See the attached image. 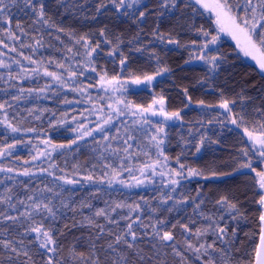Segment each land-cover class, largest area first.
I'll return each instance as SVG.
<instances>
[{"label": "trees", "instance_id": "16d2710c", "mask_svg": "<svg viewBox=\"0 0 264 264\" xmlns=\"http://www.w3.org/2000/svg\"><path fill=\"white\" fill-rule=\"evenodd\" d=\"M43 2L45 12L55 25L64 29L63 32L57 31L55 27L34 23L35 16L23 4H17L12 8L10 27L17 32L16 40L7 35L9 25L0 21V41L3 42L0 43V62L9 66L0 68V104H4V108L0 110V149L7 148L9 144L15 145L9 149L10 155L0 158V167L13 169L12 172H0V198L6 199L11 196L14 208L9 207L7 203H0V214L19 216L25 210L19 200L26 201L29 195L40 194V190L45 187L52 188L62 184V181L55 179L56 176L67 174L68 178L80 179L91 171L94 177H99L104 164L119 169L122 163L133 169L132 174L139 176L138 168L157 159V149L150 142V137L155 132L153 125L162 121L161 119L149 117L153 124H135L133 121L136 118L130 114H122L117 119L115 113H112L114 117L112 122L103 124L106 114L111 112L107 104L113 103V99H109L112 96L99 86L97 73L101 69L106 70L109 76H119L125 82L123 88L126 102L147 107L153 99L162 95L165 98L166 111L180 112V120L166 122L168 136L162 147L168 156V167L178 169L179 157L180 163L203 171L208 178L196 176L182 180L181 186L172 195L177 199L187 195L190 198L189 202L180 205V211L170 214L153 213L148 206L158 205V197L168 194L171 186L166 187L160 183L161 179L167 181V175L163 178L159 175L154 177L146 175L149 185L144 188H127L116 182L109 187L106 183L100 185L83 180L81 181L83 187L80 184L63 185L64 193L52 199V203L59 209L57 220L54 223L51 220H44L45 227L51 225L53 228V235L59 247L58 252L45 254V250L40 249L38 242L35 241V233L24 235L28 227L27 221L21 225L19 221L3 219V215H0V241H10L12 246L27 250L31 257L29 264H45L49 256L54 257L53 264H57V261L59 264H79V261L73 258L71 250L74 248L76 252L87 256L94 242L95 247L92 251L99 257L101 264H113V261L118 259L120 251L125 250V246L118 245V251L112 252L107 248V243L115 234L127 231V224L130 221L124 217L128 214V209H117L112 213L113 220L118 223L108 224L104 217H95L107 231L114 234L105 235L101 240H95V234L99 229L78 226L79 222L83 217H92L95 211L117 202L133 205L139 203L143 215H140L142 222L140 226L133 224V230L137 232L138 237L136 248L142 249L152 259L146 262L139 261L128 251L127 254L136 260V264H202V261L196 258V253L185 249L179 224L175 229L169 230L173 231L174 237L179 241L177 247L183 253L184 261L174 254L172 248L162 247L160 242L151 236L150 227L147 229L144 227L151 224L158 215L161 219L167 218L168 226L176 224L177 221L183 224L194 218L197 223L190 224L194 229L199 224L207 223L197 214L200 210L214 215L217 220L223 216V220H219L220 225L227 224V231L235 232L232 240V264L237 262L254 264L262 224L259 220L262 208L257 202L259 193L255 191L256 172L250 168L240 170L237 168L239 160H250L252 167L256 171H261L262 157L251 149L243 128H237L232 124L230 114L218 105L222 94L224 98L235 100V104L229 105L233 113L244 115L248 126L251 127L257 120H261V114L264 113V73L248 63L238 52V48L221 36L215 45H209L205 54L218 55L226 60L221 63L218 72L215 74L210 72L207 64L196 59L199 45L203 43L204 38L194 31L187 30V26L179 27L178 24L182 22L177 18L181 15L179 13L159 17L148 14L145 21L138 25L128 16L117 13L111 5L105 10L107 14L96 15L93 19L98 0H67L66 8L58 4L57 0ZM144 3L148 4L151 12L156 10V0H144ZM194 10L196 27H203L212 35H216L217 29L212 18L194 3L185 11L192 13ZM17 23L27 32L26 35H20L16 29ZM157 23L160 32L165 36L172 33L184 46L178 47L156 41L152 32L156 29ZM101 28L105 29L109 39L114 40L116 36L123 39L124 43L120 47L128 56V64L137 74H154L158 67H166L168 71L157 76L151 85L143 84L140 88L139 85L128 82L127 74L119 71L118 58L107 55L111 45L103 43H101L103 51L98 49L99 55L92 56L97 71L86 69L88 60L86 50L77 41L84 35H88L93 43L97 39L102 40L99 36ZM137 37L138 39H135ZM37 40L40 41L39 45L36 44ZM129 41H132V44H129ZM193 41L196 42L195 45ZM134 47L143 48L144 51H135ZM153 52L159 57V63L152 55ZM25 57H31L36 63H29ZM61 64L63 68L58 66ZM35 68H39L40 71H31ZM45 69L61 75L66 86L61 87V81L45 76L43 74ZM71 70L77 72L76 77L69 78ZM81 71L83 75L79 74ZM74 88H84L85 91H74ZM29 89L35 91L29 92ZM40 89L44 91L41 92ZM187 97H191V100L189 101ZM199 101L213 107H205ZM9 124L20 131L12 132ZM101 124L103 127L99 128ZM89 132L91 135H88ZM126 134L134 136V139L129 141L133 147L127 154L122 150L113 152V148L125 147L123 140ZM82 135L83 139L80 138ZM201 136L205 137V143L197 153L195 145ZM45 141L49 143L45 144ZM51 145L64 147L53 150ZM105 145L111 147L105 151ZM245 148L249 149L247 157L242 156V150ZM38 153L43 155L38 156ZM126 155L131 159H126ZM25 169L34 172L35 175L18 174ZM41 169L46 171L42 172ZM49 172L53 175H49ZM213 172L216 174L213 175ZM130 175L124 171L119 179L128 180ZM248 178H251L250 183L247 181ZM133 182L129 180V183ZM245 185L251 188L253 193L250 205L246 194L242 192ZM42 195L53 198L51 192H44ZM69 196L72 206L83 198L91 203L92 207L78 209L76 212L61 207L60 200H67ZM225 196L237 203L242 212L241 217L232 220L227 211L216 204L218 199ZM201 198L204 203L201 209L194 213V200L198 201ZM145 201L148 204H145ZM171 203L169 201V205ZM137 215L139 213L133 214V219ZM66 224L68 227H65ZM146 231L148 235L144 234ZM213 238L211 234L206 237L209 243ZM21 241L23 243H20ZM192 242L195 244V239ZM153 243L156 244V249L152 248ZM219 246L217 244V247ZM11 256L13 254L0 243V264H24L28 260V257L23 255L10 260Z\"/></svg>", "mask_w": 264, "mask_h": 264}, {"label": "snow or ice", "instance_id": "6c2138e0", "mask_svg": "<svg viewBox=\"0 0 264 264\" xmlns=\"http://www.w3.org/2000/svg\"><path fill=\"white\" fill-rule=\"evenodd\" d=\"M57 3L62 7H67V0H57ZM196 5H199L200 8L214 13L215 15V24L217 26V34L212 35L209 31L205 30L203 27H196L194 22V12L189 13L186 12V9H189L193 5V0H156V10L151 12L147 3H144V0H98L95 6V15H93V19L96 18V15L107 14L105 12L106 9L109 8V5L112 6L116 10L117 13H120L124 16H128L130 19H133L134 23L138 25L145 21L146 15L154 14L156 16H165L171 15L173 13L181 14L178 16V20L182 21L178 24L179 27L187 26V30L194 31L198 33L199 36L204 38L203 43L199 45L198 52L199 54L196 56V59L203 61L205 64L209 66V71L215 74L219 71L221 63L226 60L218 55H206L208 52L209 45H215L220 39V33H225L231 36L234 40H236L237 47L241 52L244 53L245 56L251 57L256 63L259 65L260 70L264 71V0H194ZM17 4H23L25 8L31 10L33 15L35 16L34 23L42 24L48 27H55L57 31L63 32L64 29L55 25L52 21L51 17L45 12V4L43 0H0V21L9 25L7 29V35L13 39H17V32L13 31L10 27L11 25V17L13 15L12 8L17 6ZM143 5V7H141ZM16 29L19 31L20 35H26L27 32L22 28V26L17 23ZM99 36L102 38L97 39L95 43H93L88 35L81 36L77 43H80L83 48L86 50V56L88 57L87 64L85 68L96 72L97 69L94 66V61L92 60V56L94 54L99 55L97 52L98 49H101V43L106 45H111L110 49L107 51V55L109 57L118 58L119 60V71L121 73H126L128 77V82L136 85L140 84H148L151 85L152 82L156 79L157 76H161L164 72H167L168 69L166 67L160 68L156 70L154 74L148 73H140L137 74L131 68V65L128 64V56L124 54V51L121 49V44L124 43L123 39L120 36H116L115 39H109V37L105 33V29L101 28L99 30ZM152 36L156 41L161 43H167L171 45H176L178 47L184 46L181 45L179 39H177L172 33H169L165 36L164 33L159 31V24L157 23L156 29L152 32ZM135 39H138L135 38ZM0 43H3L0 41ZM132 44V41L128 42ZM194 45L195 41L192 42ZM36 44L39 45L40 41L37 40ZM7 47V45H5ZM31 47V45H29ZM13 51L15 49H12ZM135 51H144L143 48H135ZM71 51V49H68ZM103 51V49H101ZM152 55L157 59L159 63V57L155 52ZM25 59L29 60V63H36V61L32 60L31 57H25ZM115 59L113 63H115ZM190 61H186L188 63ZM63 68L64 66L58 65ZM8 65L0 62V68H7ZM33 72H39V68L31 69ZM69 71V69H66ZM45 76L51 77L55 81H61V87H65L66 85L63 83V77L58 75L55 72L44 70L43 73ZM83 75V71L79 73ZM99 77V86L104 90L105 93L109 91V87L113 85H119L120 87H113L111 90L113 92L120 91L123 88L124 81L120 79L117 75L109 76L108 72L104 69H101L100 72L97 73ZM77 72L75 70H71V75L69 78L76 77ZM9 78H11V73H9ZM74 91L84 92V88L73 89ZM23 92L24 89H21ZM29 92L35 91V89H29ZM41 92L44 89H40ZM186 91V90H185ZM18 98V97H17ZM188 100H191V97H187ZM109 99H113V103L107 104V107L111 109V112L106 114V118L103 120V124H108L112 122L114 119L112 113H115V118H119L120 115H131L136 119L133 121L135 124H153V122L149 119V116H161L163 120L154 124L155 132L150 137V142L157 149L156 156L157 159L155 161H149L143 164L140 168L137 169L139 172V176H136L133 173V169L131 167L125 166L123 163L120 165L119 169L112 167L110 164H104L101 169V175L99 177H94L91 171L87 172V174L80 177V179L68 178L67 174L63 176H56L55 179L62 181V184H57L55 187L49 188L45 187L40 190V194H32L27 197V200H19V203L24 205V212H22L19 216L13 215H3V219L8 221L17 222L19 221L21 225L24 224L25 221L28 222V227L25 230L24 235H28L31 233H35V241L38 242L39 248L45 250V254L47 253H56L59 251V247L57 245V240L53 235V228L51 225L45 227L44 220H51L53 223L57 220V212L59 209L56 205L52 203V199L56 196H61L64 193L65 189L63 185H73L76 186L78 184L83 187L81 181H88L89 183L94 184H107L109 187L113 185V182L119 183L124 187H138L140 185L145 184V179H141V177H154L161 176L162 178L167 175L168 179L165 182L164 179H161L160 183L164 184L166 187L171 186L168 189V194L161 195L158 197L159 204L156 206H152L145 201V204H148L149 208L153 213H172L174 211H180V205H186L189 202V197L187 195L180 196L179 199L175 198L172 194L176 193L177 188L181 186V181L186 180L190 177L201 176L207 179L208 177L205 175L203 171H200L195 168L186 167L183 163H180L179 157H177V164H179V168H170L168 167V156L165 155L164 148L162 147L167 140L168 133L166 132V122L169 120H180V112L173 111L169 112L165 109V98L161 95L157 98L153 99L152 103L147 107L140 105H133L131 102H126L123 98L120 97H109ZM199 103L205 107H213V105H205L204 101H199ZM235 100H229L223 97L219 103V107L225 109L231 116V123L236 125L237 128H243L244 134L247 136L248 140L251 141V149L258 153L259 156L264 157V113H262L261 120H257L255 123L248 126V122L244 115L242 114H234L233 109L229 106L230 104H235ZM123 105V107H120ZM4 108V104H0V110ZM211 123V121H209ZM103 124L99 126V128L103 127ZM11 128L12 132H19L20 129L17 127H13L11 124L8 125ZM88 135H91L89 132ZM83 139V135L80 137ZM107 139V137H105ZM134 136L131 134H126L125 139L123 140V144L125 147L123 149L113 148V152L123 151L125 154L129 152V149L133 147L132 144L129 143L130 140H133ZM76 141H73L75 143ZM212 142V141H210ZM48 141H45V144H48ZM205 137L201 136L197 144L195 145V152L199 153L201 148L204 146ZM15 147L14 144H9L7 148L0 149V158H3L5 155H10L9 149ZM57 147H64L63 145H51V148L55 150ZM111 146L105 145L104 149L107 151ZM146 154V153H145ZM249 154V149L245 148L242 150V156L247 157ZM43 155V153H38V156ZM49 155L51 153L49 152ZM160 157H163L161 160ZM38 157H33V159H37ZM126 159H131L130 156L125 157ZM163 166V167H161ZM54 167V165H53ZM95 167V165L93 166ZM158 168H161L160 171H157ZM242 168H250L253 172H256V176L258 177L259 184V199L258 204L264 209V170L256 171L255 168L252 167L251 161H238V168L240 170ZM12 168L0 167V172H12ZM41 171H46L45 169H41ZM61 171H63L61 169ZM124 171L129 172L131 175L128 180L119 179V177L123 174ZM19 175L30 176L35 175L34 172H30L25 169L23 172L18 173ZM49 175H53V173L49 172ZM216 173L213 172V175ZM129 180L134 181V183H129ZM10 191V190H9ZM99 191V189H97ZM44 192L53 193V198H47L42 195ZM199 196V193L197 194ZM11 196L5 198H0V203H7L9 207H13L11 204ZM143 199V198H141ZM169 201L172 203L169 205ZM204 203L203 198L198 201L194 200V213L197 210L201 209V205ZM216 204L220 206V208L225 209L227 214L231 217L232 220H236L237 218L242 216V212L237 206V203L230 200L228 197H221L216 201ZM167 207H164L166 206ZM60 206L63 208H67L69 211L76 212L78 209H83L85 207L91 208L92 205L86 199H81L80 202L75 203L72 206V200L69 196L67 200L61 199ZM128 209V214L124 217L129 220L130 223L127 224V231L122 234H113L110 231H107L103 225H101L95 217H104L105 221L108 224L118 223V221L113 220L112 213H115L117 209ZM139 213L135 219H133V214ZM199 216L203 217L206 224H199L196 228L190 227V224H196L197 221L194 218H190L188 222L180 224L179 221L176 224H171L168 226L167 218L161 219L158 215L155 220L152 221L151 224L144 225L145 229L151 228V236L158 240L162 247L172 248L175 255L180 256L181 261L185 260L183 253L179 250L177 245L179 241L173 235V231L169 229H175L177 224H179L182 229L181 236L183 238L184 247L186 250L193 251L196 253V258L202 261V264H232V240L235 237V232L229 233L227 231V224L221 226L219 220H223V216L219 217V220L215 218L214 215L206 214L203 210H200L197 213ZM140 215H143L141 205L139 203L126 204L123 202H117L113 205L99 209L95 211L94 216L92 217H83L79 222L78 226L84 227L87 226L90 229H99V231L95 234V240H101L105 235L113 236L114 238L107 243V248L112 252H117L118 245L123 244L125 246L124 251H120V255L117 260L113 261V264H136V260L139 261H150L152 257L147 256L142 249L136 248L137 241V232L133 230V224L137 226L141 225ZM39 217V219H37ZM259 220L264 224V212L259 216ZM77 226V225H74ZM65 227H68L66 224ZM148 235L147 231L144 233ZM211 234L214 238L209 243L206 237ZM129 237L131 239H129ZM195 239L196 243L194 244L192 241ZM3 244L4 248L13 254L10 257L11 259L18 258L23 255L28 257V260L24 262V264H29L31 257L27 250L19 249L15 246H12L11 242L0 241ZM20 243H23L21 241ZM217 244L220 246L217 247ZM95 247L94 242L90 246V251L87 256L84 253L76 252L73 248L71 250L72 256L74 259L79 261V264H101V261L98 256H96L95 252L92 251V248ZM156 244H152V248L156 249ZM131 252V256L135 257L136 260H133L129 257L127 252ZM214 253H218L216 256ZM157 255H159L157 251ZM167 255V253H165ZM207 257V259H204ZM54 257L49 256L45 264H53ZM59 264V261H57ZM239 264V262H237ZM254 264H264V228L261 229L260 235V243L259 247L255 252V260Z\"/></svg>", "mask_w": 264, "mask_h": 264}, {"label": "rangeland", "instance_id": "374dc122", "mask_svg": "<svg viewBox=\"0 0 264 264\" xmlns=\"http://www.w3.org/2000/svg\"><path fill=\"white\" fill-rule=\"evenodd\" d=\"M193 3H194V0H193ZM195 4V3H194ZM196 5V4H195ZM199 9H201L207 16H209L210 18H212V20H213V23H214V25H215V27H216V29H217V26H216V24H215V15H214V13H211V12H209V11H206V10H204V9H202V8H200V6L199 5H196ZM220 36L222 37V38H224L225 40H228L230 43H232V44H234L236 47H237V43H236V40H234L231 36H229V35H227V34H225V33H220ZM238 48V47H237ZM238 52L244 57V59L248 62V63H250L251 65H253L254 67H256L259 71H261L260 70V67H259V65L256 63V61L255 60H253L251 57H248V56H245L244 55V53L243 52H241L240 51V49L238 48ZM262 73H264V71H261ZM153 83V82H152ZM143 86V84H140L139 85V87L141 88ZM113 87H120L119 85H113V86H110L109 87V91L107 92V93H109L113 98H115V97H120V98H123V99H125L124 98V88H122L120 91H116V92H113L111 89L113 88ZM120 107H123V105H120ZM149 117H153V118H157L158 120L159 119H161V120H163V117H161V116H159V115H157V116H149ZM156 120V119H155ZM250 142V144H251V141H249ZM251 146V145H250ZM255 152V151H254ZM262 159V163H261V171L262 170H264V157H262L261 158ZM161 167H163V166H161ZM161 170V168H158L157 169V171H160ZM141 179H145V184L144 185H140V186H138V187H135V188H144V187H146L147 185H149V179H147L146 178V176L145 177H141ZM256 180H255V191H257L258 193L260 192V189H259V184H258V177L256 176V178H255ZM134 183V182H133ZM233 187V186H232ZM234 188H236V187H234ZM230 190H231V187H230ZM232 191V190H231ZM230 191V193H232ZM242 192H244L245 194H246V197H247V200L249 201V205H250V203H251V201H252V191H251V188H249L247 185H245V186H243V189H242ZM250 193H251V195H250ZM261 234V233H260Z\"/></svg>", "mask_w": 264, "mask_h": 264}, {"label": "flooded vegetation", "instance_id": "af4514ba", "mask_svg": "<svg viewBox=\"0 0 264 264\" xmlns=\"http://www.w3.org/2000/svg\"><path fill=\"white\" fill-rule=\"evenodd\" d=\"M247 181L250 183L251 182V178H248ZM263 224H261V229L263 228L262 226ZM261 235V234H260ZM259 243H260V239H259ZM259 243H258V247H259Z\"/></svg>", "mask_w": 264, "mask_h": 264}, {"label": "water", "instance_id": "95a60500", "mask_svg": "<svg viewBox=\"0 0 264 264\" xmlns=\"http://www.w3.org/2000/svg\"><path fill=\"white\" fill-rule=\"evenodd\" d=\"M264 227V226H263Z\"/></svg>", "mask_w": 264, "mask_h": 264}]
</instances>
